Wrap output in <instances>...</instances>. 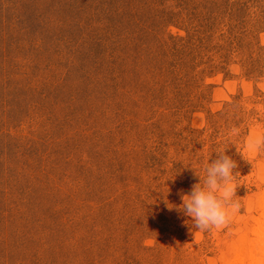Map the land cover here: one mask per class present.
I'll list each match as a JSON object with an SVG mask.
<instances>
[{
  "label": "rangeland",
  "instance_id": "rangeland-1",
  "mask_svg": "<svg viewBox=\"0 0 264 264\" xmlns=\"http://www.w3.org/2000/svg\"><path fill=\"white\" fill-rule=\"evenodd\" d=\"M218 147L240 210L200 231L165 200ZM260 229L264 0H0V264H255Z\"/></svg>",
  "mask_w": 264,
  "mask_h": 264
},
{
  "label": "clouds",
  "instance_id": "clouds-1",
  "mask_svg": "<svg viewBox=\"0 0 264 264\" xmlns=\"http://www.w3.org/2000/svg\"><path fill=\"white\" fill-rule=\"evenodd\" d=\"M260 142L257 141V144ZM216 158L203 165V175L199 182L192 185L189 193H181L182 203L179 206L168 204L169 210L175 208L184 216L191 218L192 227L200 231L226 227L231 213L240 210V203L235 199L236 161L227 154V148L218 147Z\"/></svg>",
  "mask_w": 264,
  "mask_h": 264
},
{
  "label": "bare ground",
  "instance_id": "bare-ground-1",
  "mask_svg": "<svg viewBox=\"0 0 264 264\" xmlns=\"http://www.w3.org/2000/svg\"><path fill=\"white\" fill-rule=\"evenodd\" d=\"M254 247L253 260L255 264H264V229L260 236L255 240Z\"/></svg>",
  "mask_w": 264,
  "mask_h": 264
}]
</instances>
